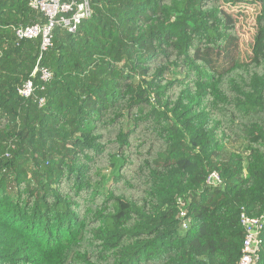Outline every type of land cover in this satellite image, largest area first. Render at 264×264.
Listing matches in <instances>:
<instances>
[{
    "label": "trees",
    "instance_id": "16d2710c",
    "mask_svg": "<svg viewBox=\"0 0 264 264\" xmlns=\"http://www.w3.org/2000/svg\"><path fill=\"white\" fill-rule=\"evenodd\" d=\"M30 1L0 0V264H237L241 210L264 216V0H88L53 30L41 107L17 93Z\"/></svg>",
    "mask_w": 264,
    "mask_h": 264
},
{
    "label": "built area",
    "instance_id": "2783aa9c",
    "mask_svg": "<svg viewBox=\"0 0 264 264\" xmlns=\"http://www.w3.org/2000/svg\"><path fill=\"white\" fill-rule=\"evenodd\" d=\"M29 7L41 14L45 21L43 24L18 28L15 32L18 41L40 40L36 65L29 78L18 87L17 93L21 98L33 100L38 107H41L44 105V99L38 98L36 93L52 81V74L42 66V60L52 46L53 30L59 26L62 30L75 33L81 22L91 15V10L88 0H31ZM36 81H39V85H36ZM206 184L217 187L221 185V180L216 173H212L208 176ZM175 205L177 217L184 219L185 203L177 198ZM239 221L244 232V240L237 264H256L259 259V237L264 228V216L250 218L242 209ZM182 227L185 228L184 223Z\"/></svg>",
    "mask_w": 264,
    "mask_h": 264
},
{
    "label": "rangeland",
    "instance_id": "374dc122",
    "mask_svg": "<svg viewBox=\"0 0 264 264\" xmlns=\"http://www.w3.org/2000/svg\"><path fill=\"white\" fill-rule=\"evenodd\" d=\"M257 7H247L242 6L239 9H237V12H239L241 15L238 17V30L242 36V51H243V57L247 52L249 51L247 49V45L249 42L252 41L253 35H254V18L258 12ZM245 146L242 143L236 144V145H229L225 149V155H228L230 153H244Z\"/></svg>",
    "mask_w": 264,
    "mask_h": 264
}]
</instances>
